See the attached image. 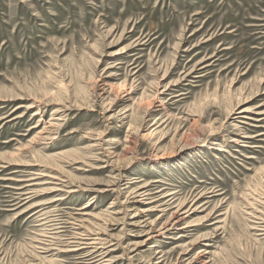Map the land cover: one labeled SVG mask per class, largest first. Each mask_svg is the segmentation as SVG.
<instances>
[{
    "label": "rangeland",
    "instance_id": "374dc122",
    "mask_svg": "<svg viewBox=\"0 0 264 264\" xmlns=\"http://www.w3.org/2000/svg\"><path fill=\"white\" fill-rule=\"evenodd\" d=\"M261 111L264 0H0V264H79L80 254L60 252L42 207L104 226L112 264H264L247 214L264 208ZM62 151L70 162L47 159ZM39 170L65 173L79 191H52L60 180L47 174L17 209L21 179ZM112 182L121 194L97 192ZM137 183L176 192L186 208L205 196L186 222L143 244L144 220L163 213L146 216L148 205L128 199ZM92 199L100 221L82 215Z\"/></svg>",
    "mask_w": 264,
    "mask_h": 264
},
{
    "label": "bare ground",
    "instance_id": "6f19581e",
    "mask_svg": "<svg viewBox=\"0 0 264 264\" xmlns=\"http://www.w3.org/2000/svg\"><path fill=\"white\" fill-rule=\"evenodd\" d=\"M122 52H123V50H122ZM63 105H64L65 109H69L71 107L69 105H72V104L70 103V104H63ZM73 105H74V103H73ZM21 107H22V105H21ZM16 109H17V107H16ZM60 110H58V109L54 110L53 114L54 115H56V114L60 115V113H59ZM249 110L250 109H248V108H242L240 110V112L244 113L243 116L245 118H248V119L251 120L253 117L249 116V114H248ZM260 114H264V113L262 112ZM57 120L58 121H62L63 118L58 116ZM254 120L262 121V120H264V118H255ZM65 121H66V117H65ZM55 125L57 126L56 129H59L60 126H61V124H55ZM87 134L90 136V137L86 136L87 138H92L94 136V133L92 131H88ZM100 134H102V133H100ZM131 136L130 135L128 136V140L129 141L131 140L129 138ZM51 139L52 140H56L57 136L53 135ZM96 139L99 140L100 137H97ZM231 141L234 142V141H237V139L236 138H232ZM99 143H101V142L99 141ZM97 144L94 143L93 146L97 147L98 146ZM99 146H101V145H99ZM67 154H68V152H66V151L57 152L55 154L47 156V159H50V160H52L54 162L57 161V162H67L68 163V162H70V160H67ZM69 156H70V154H69ZM71 160L75 161V162H79V159L78 160L77 159H71ZM32 161H34V160H32ZM29 163H30V160H29ZM36 164H38V163H36ZM28 165H33V164L30 163ZM20 170L16 169L13 172L14 173H18V172H21ZM47 174H50L49 177H52L53 179L60 180V183H55L56 186L54 188L50 187L52 191L64 190V188H62V187H68L69 190L66 191V192H69V193H76V192L79 191L78 190V186L76 184H74V183L73 184H69V178H68V176L65 175V173L63 174V173L60 172V174H55V175H58V176H54V175H51L53 173H51V172L47 173L46 171L44 172V170L32 171L30 177H26V178H22V179L20 177L21 181H24L25 183L22 186H19L17 188L19 190V192L17 194H20L19 197H18V199L20 201L17 204V207H16L17 209H20V208L30 204L34 200V198L38 195V192H39V189H38V186L40 185L39 180H40V178H42L43 176H46ZM113 186H116L117 188H115ZM15 190H16V187H15ZM121 191H122V189L119 188V184H117L115 182H112V184H107V186L104 185V187L98 189L97 192H99V193H103V192H109V193L119 192V194H121ZM157 193L158 192H156V193L153 192L152 185H150V184H148V185L138 184V185L135 186V188H132V190L130 191L129 196H128V199H132V202H133L134 205H137V204H139L141 202H144L146 205H148V207H146L144 209H141L142 210L141 213H144V215H146V216H148L150 213H152V212H154L156 210L157 211L160 210L163 213V214H159L157 216L158 218L155 221H148V218L144 220V222H145L144 227L145 228H149V230L145 233L147 235V238L145 239L143 244H145L146 242H149L150 240L158 239V238L162 237L163 235L169 233L170 231L175 229L176 226L180 222H186L187 219L192 214H194V212L198 211V208L196 206V200H198L199 198L205 196V194H202L201 196L197 197V199L194 198L191 201V203H189L188 207L186 208L187 200H184L182 202H177L176 199H175L176 198V196H175L176 192H171V193H168V194L162 195V196H159V194H157ZM252 197H254V196H252ZM18 199H16V200H18ZM119 199H120V197H116L113 200V203L108 208H115V206L117 204V201L119 202ZM58 200H61V199L58 198V199L49 201L48 204L56 202ZM162 200H166V201L162 202ZM255 201L259 202L260 204H263V202H264V200H259V199H256ZM94 202H95V199H92L88 204L84 205L82 209L87 211L88 208L92 207ZM174 204H177V205L175 206ZM253 204H256V203H252L251 204L250 208H252V210L250 212H247V214L251 215L254 219H256L254 221L255 222L254 223L255 226L252 227V229H255L257 231L256 233H258L257 234L258 236L264 237V218H262V216H264V208H263V206H261V209L254 208L255 206H253ZM42 205H44V204H39L38 203V204L32 205L30 208L36 209V208L42 207ZM170 206H173V208H174V210H171L172 213L169 216L170 218L168 220H166V222H164V223L162 222V224L160 223L161 227L156 230L155 223L163 218V216L165 215L164 212L168 211L169 209L167 207H170ZM47 208L46 207H42V208H40L37 211L41 213V216L49 215L48 217H45L44 219L48 220V218H49L48 223H52L50 226L53 227L52 230L54 229V232L52 230H49V231H52L53 233H55L56 237L53 235L54 236L53 239H61V242H62V244L64 246L63 248H65V249L62 248L60 252L80 254V256L77 257L78 260H79V264H112L113 263V259L111 258L110 254H111L112 251H114L116 249L113 248V247L112 248L110 247V246L113 245V242H112V239L109 238V236L105 232L106 229L103 228L104 226L92 228L90 226H87L86 222H89L93 226H98V223L97 222L95 223V221L93 223V222H91L88 219L75 217L73 215L69 216V218H67V217L66 218H61L60 215H51L50 216V212H48L49 209H47ZM23 212H21V213H23ZM82 212H84L83 214L81 213L82 215H84V216L86 215L90 219H94V220L96 219V221L97 220L100 221L101 218H102V216L100 217L99 215H95L94 213H90V210H89V213L85 212V211H82ZM118 212H121V211H116L115 213H118ZM166 215H167V213H166ZM137 216H139V214H136L133 218H137ZM111 217L112 216H110V218ZM217 222H220V221H216L215 223H217ZM135 223H137V222H135ZM102 225H103V223H102ZM189 226H191V225H187V227H189ZM214 226H215V224H214ZM185 236H187V235L186 234H181V237H185ZM46 237H45V239H46ZM181 237H179V238H181ZM48 239H50V238H48ZM50 240H52V239H50ZM41 241H43V239ZM54 241H56V240H54ZM54 241H52L51 244L55 245L56 243ZM49 243L50 242H48V244ZM48 244H45L47 246L46 248L45 247L42 248V249H46L47 252L51 251V249H53V247L51 248V246H48ZM155 246H156L155 244L152 245V247H155ZM208 252H210V251L207 250L206 253H208ZM161 261L162 260H157V262H161ZM206 263L207 262H201L199 260V262L197 264H206Z\"/></svg>",
    "mask_w": 264,
    "mask_h": 264
}]
</instances>
